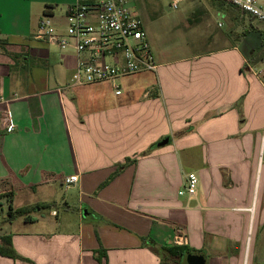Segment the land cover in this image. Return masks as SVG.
Here are the masks:
<instances>
[{"label": "crops", "instance_id": "1", "mask_svg": "<svg viewBox=\"0 0 264 264\" xmlns=\"http://www.w3.org/2000/svg\"><path fill=\"white\" fill-rule=\"evenodd\" d=\"M75 1L0 0V93L10 100L1 112L15 127L7 133L0 122V213L41 206L0 219V239L19 256L0 255V264H264L259 30L232 40L229 27L235 34L245 14L200 2L202 13L223 16L226 33H211L203 53L167 61L143 24L156 70L118 80L116 93L109 82L72 86L75 50L57 54L33 38L45 13L58 27ZM189 173L198 178L192 199L179 195ZM179 229L188 253L170 256Z\"/></svg>", "mask_w": 264, "mask_h": 264}, {"label": "built area", "instance_id": "2", "mask_svg": "<svg viewBox=\"0 0 264 264\" xmlns=\"http://www.w3.org/2000/svg\"><path fill=\"white\" fill-rule=\"evenodd\" d=\"M221 1L264 25V0ZM176 4L177 1L172 3L174 9ZM64 26L66 30L60 32L45 13L33 38L49 47L75 50L77 65L70 80L72 86L109 82L119 93L118 80L156 70L143 22L132 13L130 0H76L65 11ZM9 103L0 93V122L7 133L13 132L15 127L8 112H1V107ZM78 180V175H74L66 177L62 184L69 188ZM197 185V176L187 174L179 195L192 199ZM172 243L187 244L182 230L175 232Z\"/></svg>", "mask_w": 264, "mask_h": 264}, {"label": "rangeland", "instance_id": "3", "mask_svg": "<svg viewBox=\"0 0 264 264\" xmlns=\"http://www.w3.org/2000/svg\"><path fill=\"white\" fill-rule=\"evenodd\" d=\"M204 1L207 0H177V8L174 9L172 3L175 0H130V7L132 13L137 15L143 24L147 26L149 37L153 40L152 50L155 55L160 56L163 60L176 61L205 52V50H208L214 45L210 44L209 36L211 33H226L227 31V23L221 14L202 13L200 10V2ZM2 7H4V3H0V9ZM0 11H4V14L6 12L3 8ZM62 11L63 6L58 5L55 8L56 17H59ZM9 13L12 14L14 12L9 10ZM201 14L204 15L202 16ZM200 18H203L204 22L199 23ZM58 21L60 22L61 20L59 19ZM251 26H254L259 31H264L263 24L245 15L236 27L235 34H233L234 30L232 27H229L231 32L230 38L233 40L239 35L242 36L240 31L242 32L248 28L251 29ZM57 29L62 32L66 30L64 21L60 22ZM261 49L258 54L259 58L264 56V47ZM50 50L54 53L58 52L57 48L54 47H51ZM57 61L56 59H50L44 65V71L50 76L56 70ZM259 69L260 71L264 69V61L260 64ZM79 95H82L83 98L86 96L87 99L90 96L89 92L84 94L80 93ZM79 95H76V97ZM70 192L73 193L74 191ZM74 195H76L75 192ZM55 210L59 212L60 216L65 214V212L63 213L62 204H57ZM70 215L72 217L70 218L72 223L74 215ZM2 217H9V215L4 211V213H0V219ZM33 217L35 218L36 215Z\"/></svg>", "mask_w": 264, "mask_h": 264}, {"label": "trees", "instance_id": "4", "mask_svg": "<svg viewBox=\"0 0 264 264\" xmlns=\"http://www.w3.org/2000/svg\"><path fill=\"white\" fill-rule=\"evenodd\" d=\"M48 8L49 7H47V11L49 10ZM258 32L261 35L262 40L264 41V31H258ZM40 207L41 206L37 205L34 207L23 208V209H18V210H13L12 207H10L9 216L11 218L26 216L31 211H33L37 208H40ZM167 252L170 256H181L183 253H188L186 251V247H183V246L182 247L176 246V250H169ZM0 255L3 257L11 258L13 260H15L19 257L18 254L16 253V251L13 249L11 241L7 237L0 239Z\"/></svg>", "mask_w": 264, "mask_h": 264}, {"label": "water", "instance_id": "5", "mask_svg": "<svg viewBox=\"0 0 264 264\" xmlns=\"http://www.w3.org/2000/svg\"><path fill=\"white\" fill-rule=\"evenodd\" d=\"M165 143H167V140H164V141L161 142L160 144L163 145V144H165ZM191 264H203V263H202V260H201L200 258L194 257V258L192 259V263H191Z\"/></svg>", "mask_w": 264, "mask_h": 264}]
</instances>
